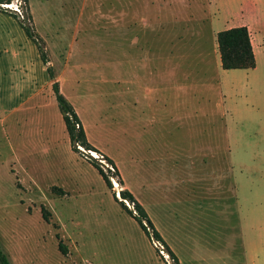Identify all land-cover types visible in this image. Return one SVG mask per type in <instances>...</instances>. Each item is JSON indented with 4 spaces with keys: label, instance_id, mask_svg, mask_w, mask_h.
<instances>
[{
    "label": "rangeland",
    "instance_id": "374dc122",
    "mask_svg": "<svg viewBox=\"0 0 264 264\" xmlns=\"http://www.w3.org/2000/svg\"><path fill=\"white\" fill-rule=\"evenodd\" d=\"M146 2L151 5L150 0L0 4V244L11 264H174L120 204V192L128 188L179 264H264V0H214L221 13L214 26L203 15L206 0L153 2L154 16L163 17L164 25L152 33L162 35L175 56L170 62L183 66L185 83L199 82L200 88L194 106L177 107L193 96L176 95L170 86L163 95L169 107H153L151 126L138 129L134 120L144 121L145 99L157 96L146 95L139 56L145 35H151L143 24L149 17ZM240 13L256 17L263 48L254 69L223 70L215 32ZM70 47L72 74L64 73ZM24 49L51 63L36 73L45 99L38 113L31 104L22 107L31 84L16 87L20 79L28 81L33 60L11 53ZM52 76L89 142L106 154L73 151ZM136 100L141 104L135 106ZM208 113L213 123L204 118ZM187 115L192 119H181ZM198 124H215L217 137H206ZM222 130L230 132L227 140L218 136ZM135 152L140 158L132 169ZM108 156L118 167L104 159ZM91 158L102 165L111 189Z\"/></svg>",
    "mask_w": 264,
    "mask_h": 264
},
{
    "label": "crops",
    "instance_id": "0c3cea01",
    "mask_svg": "<svg viewBox=\"0 0 264 264\" xmlns=\"http://www.w3.org/2000/svg\"><path fill=\"white\" fill-rule=\"evenodd\" d=\"M163 1H165V0H150L151 5L148 2H146V6H145V9H146L145 11H146V13H148L149 17L145 18L143 20V24L146 27L150 28V34L151 35H148V36L145 35V37H144L145 38V41H144L145 46H144L143 50H140V55L139 56L143 58V63H144L145 82H146V88H145L146 95L148 97V96L152 95V93H153V94H155L157 96L155 98H151V99L150 98H146L145 99L144 109H142V111H141V114H143L145 116V118H144V121L140 120L144 124L141 125V122L139 120H134L135 121L134 123L137 125L136 128H138V129H140L141 127L144 128V129H147L148 127L151 126L149 123H152L153 120H151V117H150L149 113H150V110L153 107H156V106H159V105L161 107H164V108L166 107V109H167V107H169V105H170L169 100L167 98H164L163 95H164V91L169 90L170 86H171V89L175 91L176 95L185 94L187 91H189L191 93L190 95L193 96L192 101H189L187 103H186V101H183V100H180V102H177L176 103L177 107H183V106H186V105L194 106V96H195V93L196 94L198 93L199 88H200L199 82L196 85H195V83H189V84L185 83V73L183 71L184 70L183 66L178 61L170 62L169 59L170 58H175V56L170 54L168 49H166V45H163V39H162L163 37H162V35L158 36V35H154L152 33L153 30H154L153 27L164 25L163 17L154 16V7H153L154 4H162ZM206 1L208 3L209 7H206V9H208V10L204 9L203 15H204L205 19L207 18L206 16L210 17V19H209L210 24L212 26H214V25H216L219 22L220 18H218V16L220 17L221 13L218 10L216 11V9L214 7L215 6L214 0H206ZM153 2H155V3L153 4ZM32 13H33V15L35 17V15H36L35 12L33 11ZM195 15H197V14H195ZM236 17L237 18H236L235 22L231 23L228 27H226L224 30H221L219 32H222V31H225V30H229V29H232V28H237V27H246L248 29V31H249V34H250L255 60L257 61L258 56L261 54V51H262V48H263V42L260 40V38L258 36V32H257V19H256V17L253 14L244 15L243 13L237 14ZM197 19L201 20L202 17L199 16ZM201 23L202 22L200 21L197 24H201ZM250 27L254 31V34H256V43H254V34L252 33ZM38 28L40 30V26ZM39 32H41V31H39ZM219 32H215V33L218 34ZM40 36L43 37L42 35H40ZM29 44L30 43H28V45ZM48 45H49V48L51 50L50 52L52 53V49L54 48L53 43L49 42ZM24 51H25L24 53H21L19 51H13L11 53V57L14 58V59L19 58L21 56V54H26L27 56H31V58L33 60L32 61V68L30 69V74H28V77H29L28 81H25L22 78V79H20L19 82H17V84H16L17 86L16 87L18 89H20V88H24V86L26 84H28L27 82H29L31 84V86L33 88L32 92L28 96L27 100L22 102V107L25 108L26 107L25 105H30L31 104L32 111H36V113H38L39 110L41 109V104L45 102V99L43 98L44 99V100L42 99L43 102L41 101L42 95H41V90H40V88L38 86L39 82L38 83L35 82V81H37V80H35L36 79V73L40 69L41 66L48 68L49 64H51V63L47 62V61L45 63H42L40 61V59H39L40 56L37 54V52L34 49L31 52H30V50H27V49H24ZM72 55H73L72 47L65 48V56H64V58L66 60H65V65H64V68H65L64 69V73H70V74L73 73ZM49 68H50V66H49ZM49 70H51V69H49ZM51 79L54 81L53 84L55 82H57V81H55V76L53 78H51ZM179 79H181V82H179ZM196 87H197L198 90H196ZM60 91L62 93L63 87H60ZM54 96H55V93H54ZM55 99H56V96H55ZM140 104H141L140 101H137V100L134 103L135 106L136 105H140ZM197 105H200V101L199 100L197 101ZM27 111H30V110L28 109ZM196 112L198 113V111H196ZM204 115H205L204 118H206L207 122H209V123H213L214 122V120H215L214 118L215 117L211 116L210 113L204 114ZM191 116L192 115H187V116H184L181 119L189 120V119H192ZM196 116H198V115H196ZM33 118H35V117L32 116L30 121ZM62 118H63V115H62ZM199 118H200V116H199ZM79 119H80V117H79ZM32 121L35 122L34 119ZM199 121L201 122V121H204V120H201V118H200ZM63 122H64V119H63ZM80 122H81V125L83 126V128L85 130V133H86V127H85V125H83V122H82L81 119H80ZM64 126H65V123H64ZM196 127L201 132H207L206 137H208V138L217 137V133H216V130H215L216 129V125L215 124H213V125L212 124H207V125H203V126L198 124ZM65 129H66V126H65ZM132 134H131L132 139H134V140L138 139V134L137 133H135L134 137H133ZM229 134H230V132H228L227 130H222V133L219 134L218 136L227 140L230 137ZM67 135H68V133H67ZM86 136H87V133H86ZM35 137L38 138L39 136L35 135ZM50 137H51L50 142L51 143H55L54 142V139H55V133L54 132H52V135H50ZM69 139H70V137H69ZM87 139H88V136H87ZM88 141H89V139H88ZM29 143L32 146L34 145V148L36 147L35 145H37V141L34 140V139L30 140ZM133 143H134L133 141L130 143V147L133 146ZM138 144H140V143L137 142L136 145L134 144L136 149L139 146ZM91 145L95 149H97L98 152L101 151V152L105 153V151L99 149L95 145H93V144H91ZM71 146H72V143H71ZM140 147H141L140 148L141 150L142 149L144 150V149L148 148L147 146H145V147L140 146ZM72 149H73V147H72ZM81 149H83V148L80 147V150ZM45 150L48 151V148L45 147ZM137 154L138 153L135 152V155L131 158L132 159V161H131V164H132L131 168L132 169H137L135 167V165H134V164L138 163L137 158H140L139 155H137ZM108 158L111 159L109 156H108ZM114 164H115V166H117V164L115 162H114ZM120 173H121V171H120ZM121 175H122V173H121ZM127 190H129L133 194L135 199L137 200V197L131 191V189L128 188Z\"/></svg>",
    "mask_w": 264,
    "mask_h": 264
},
{
    "label": "trees",
    "instance_id": "16d2710c",
    "mask_svg": "<svg viewBox=\"0 0 264 264\" xmlns=\"http://www.w3.org/2000/svg\"><path fill=\"white\" fill-rule=\"evenodd\" d=\"M3 1L4 0H0V4ZM25 31L27 36L34 41L35 38L33 33L28 28H25ZM217 43L219 47L221 67L223 70H251L256 67V60L252 48L251 38L246 27H237L219 32L217 34ZM53 91L55 93L60 112L63 115L66 131L70 137L73 150L75 152L82 153V151L80 150L81 147L86 151L98 152L89 143L85 130L81 125L78 114L74 110L73 106L69 103V101L65 98V96L61 93L58 82H55L53 84ZM104 159L107 160V162L111 164L113 168L115 167V164L111 159H109L108 157H104ZM90 160L94 168L102 176L104 182L106 183V186L111 189V179L104 172L102 165L95 161V159L91 158ZM114 197L115 200L118 201V198L115 195ZM120 197L123 201L126 200L133 205L135 213L133 211H129L123 201L120 202L124 209H126L127 212L136 220L141 230L150 239V241L152 243L154 241L161 243L170 257L174 260V264H179L175 254L167 246L161 234L155 228L147 212L145 211L143 206L135 199L133 194L129 190L124 189L120 192ZM44 217L47 218V215H44ZM0 264H11L8 255L3 251L1 244Z\"/></svg>",
    "mask_w": 264,
    "mask_h": 264
},
{
    "label": "bare ground",
    "instance_id": "6f19581e",
    "mask_svg": "<svg viewBox=\"0 0 264 264\" xmlns=\"http://www.w3.org/2000/svg\"><path fill=\"white\" fill-rule=\"evenodd\" d=\"M92 155L96 156V153L95 152H91ZM115 185L118 186V183L115 181Z\"/></svg>",
    "mask_w": 264,
    "mask_h": 264
},
{
    "label": "built area",
    "instance_id": "2783aa9c",
    "mask_svg": "<svg viewBox=\"0 0 264 264\" xmlns=\"http://www.w3.org/2000/svg\"><path fill=\"white\" fill-rule=\"evenodd\" d=\"M4 6H6L7 8H10V7H9L10 5H9L8 3H7L6 5H4ZM15 11H16V12H19L18 9H15Z\"/></svg>",
    "mask_w": 264,
    "mask_h": 264
},
{
    "label": "water",
    "instance_id": "95a60500",
    "mask_svg": "<svg viewBox=\"0 0 264 264\" xmlns=\"http://www.w3.org/2000/svg\"><path fill=\"white\" fill-rule=\"evenodd\" d=\"M82 150V149H81Z\"/></svg>",
    "mask_w": 264,
    "mask_h": 264
}]
</instances>
